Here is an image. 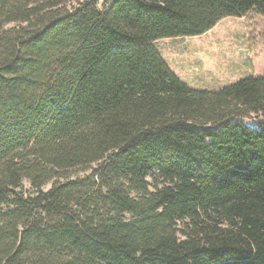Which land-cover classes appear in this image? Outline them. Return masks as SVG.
Instances as JSON below:
<instances>
[{"label": "trees", "instance_id": "16d2710c", "mask_svg": "<svg viewBox=\"0 0 264 264\" xmlns=\"http://www.w3.org/2000/svg\"><path fill=\"white\" fill-rule=\"evenodd\" d=\"M99 2L0 0V264H264V75L155 46L264 0Z\"/></svg>", "mask_w": 264, "mask_h": 264}, {"label": "rangeland", "instance_id": "374dc122", "mask_svg": "<svg viewBox=\"0 0 264 264\" xmlns=\"http://www.w3.org/2000/svg\"><path fill=\"white\" fill-rule=\"evenodd\" d=\"M155 46L175 73L208 81L192 88L216 91L243 78L264 75V16L253 10L240 18L227 17L205 35L162 39Z\"/></svg>", "mask_w": 264, "mask_h": 264}, {"label": "crops", "instance_id": "0c3cea01", "mask_svg": "<svg viewBox=\"0 0 264 264\" xmlns=\"http://www.w3.org/2000/svg\"><path fill=\"white\" fill-rule=\"evenodd\" d=\"M168 65H169V64H168ZM171 69H172V68H171ZM173 72H174V71H173ZM174 73H175V72H174ZM176 73H177V72H176ZM176 73H175V74H176ZM177 74H178V73H177ZM177 74H176V75H177ZM177 76H178L179 78L181 77L183 80H182L181 78H180V79H181L183 82H185L186 84H188L189 86H191V87H192L193 85H196L197 83H200V84H208V81H203V80H200L199 78H198V79H194V77H192V79H190V77H186V78H184L185 76L183 75V76H184V77H183V76H181L180 74H178Z\"/></svg>", "mask_w": 264, "mask_h": 264}]
</instances>
